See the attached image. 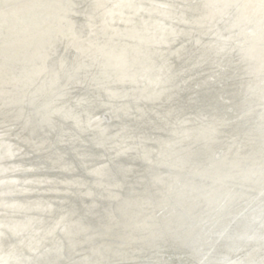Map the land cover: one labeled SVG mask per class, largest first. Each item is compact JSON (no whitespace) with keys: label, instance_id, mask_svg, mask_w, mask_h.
<instances>
[{"label":"bare ground","instance_id":"bare-ground-1","mask_svg":"<svg viewBox=\"0 0 264 264\" xmlns=\"http://www.w3.org/2000/svg\"><path fill=\"white\" fill-rule=\"evenodd\" d=\"M0 264H264V0H0Z\"/></svg>","mask_w":264,"mask_h":264},{"label":"water","instance_id":"water-1","mask_svg":"<svg viewBox=\"0 0 264 264\" xmlns=\"http://www.w3.org/2000/svg\"><path fill=\"white\" fill-rule=\"evenodd\" d=\"M106 114H104V116H105Z\"/></svg>","mask_w":264,"mask_h":264}]
</instances>
